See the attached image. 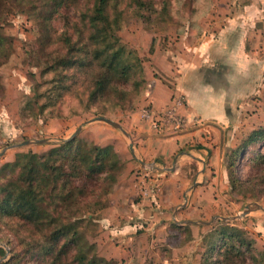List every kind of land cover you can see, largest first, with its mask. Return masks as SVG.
<instances>
[{"label": "rangeland", "instance_id": "374dc122", "mask_svg": "<svg viewBox=\"0 0 264 264\" xmlns=\"http://www.w3.org/2000/svg\"><path fill=\"white\" fill-rule=\"evenodd\" d=\"M142 1L145 4L137 0H120L119 4L123 17L118 35L141 59L145 76L142 94L135 106L118 109L106 116L120 123L125 134L103 121L88 122L98 116L91 111L34 122L21 119L19 107L25 97L33 94L35 83L51 77V74L41 73L35 60L39 37L44 31L41 26L44 11L37 12L34 0H0V32L10 39L5 47L8 58L0 65L3 85L0 152L4 150L0 154V165L12 161L20 150L47 152L81 126L75 137L89 145L111 147L124 164L123 171L102 195L87 197L90 205L84 207V218L78 223L77 230L93 248L91 253L111 260V264H200L204 262L209 233L218 227L219 220H225L245 229L254 240L251 251L245 255L246 264H253L251 255L260 258L264 253L258 237V233L262 234L258 230L264 229V211L254 209L246 215L241 214L247 204L257 202L264 207V184L256 187L258 199H243L232 194L227 163L230 150L241 147L253 130L264 126V82L256 83L258 92L242 98L241 103L226 104V123L201 120L198 123L204 130L192 137L189 134L190 138L181 135L198 124L178 130L164 128L160 133L165 142L171 137V145L162 147L168 153L176 145V150L166 157L147 156L144 159L134 147L132 136L137 120H144L139 111L146 105L152 106L148 93L154 80L159 79L175 90L177 85L180 86L176 80L178 74L173 72V77L166 74L170 70L167 66L179 73L181 67L177 59L187 58L186 52L190 51L185 46H191L196 36L210 29L214 2L211 0L209 5L208 1L196 4L194 0ZM84 3L85 0L77 6L63 5L51 20L53 30L61 33L68 25V30L72 31L69 24L77 18L79 21L78 12ZM201 74L205 80L212 77L207 72ZM208 83L214 85L211 81ZM216 84L224 85L225 82ZM175 96L184 97L178 92L172 98ZM239 103L243 105L240 109L236 108ZM78 110L83 109L79 107ZM210 110L218 111L216 106ZM179 111L184 114L180 108ZM150 132L154 130L151 128ZM39 139L47 142L17 145ZM201 146L205 149L199 150ZM255 152L264 153V146L248 144L237 158L236 172L240 178L248 177L250 159ZM198 158L202 160L198 161ZM203 165L208 173L204 176ZM172 221L189 227L185 231L177 230L171 226ZM3 233L16 243L7 230ZM0 246L8 249L0 258V264L8 259L7 264H41L27 255L11 259L10 246L1 240ZM261 264H264L263 259Z\"/></svg>", "mask_w": 264, "mask_h": 264}, {"label": "trees", "instance_id": "16d2710c", "mask_svg": "<svg viewBox=\"0 0 264 264\" xmlns=\"http://www.w3.org/2000/svg\"><path fill=\"white\" fill-rule=\"evenodd\" d=\"M82 1L34 0L37 12L44 11L36 65L43 75L51 77L35 83L33 94L20 105L24 121L90 111L109 116L118 109L134 107L142 94L145 76L141 59L118 35L123 17L120 0H85L78 12L79 21L77 18L69 24L72 31L68 25L61 33L53 30L51 20L61 7L77 6ZM9 42L0 32V65L8 58L5 47ZM2 91L0 82V94ZM257 143L264 146V126L253 130L241 147L228 154L230 192L243 199H258L256 187L264 184V153L252 156L248 177L242 179L236 172L244 147ZM123 167L111 147L89 145L77 137L44 153L20 150L12 161L1 164L0 240L10 246V258L27 255L41 264H111V260L91 253L93 248L81 237L77 225L84 218V207L90 205L87 197L102 195ZM218 223L209 233L204 262L246 264L245 255L254 240L245 229L225 220ZM171 226L180 231L189 227L173 221ZM5 255L6 248L0 246V258ZM251 257L253 264H261L264 253L259 256L262 259Z\"/></svg>", "mask_w": 264, "mask_h": 264}, {"label": "crops", "instance_id": "0c3cea01", "mask_svg": "<svg viewBox=\"0 0 264 264\" xmlns=\"http://www.w3.org/2000/svg\"><path fill=\"white\" fill-rule=\"evenodd\" d=\"M213 2L210 29H206L201 36H196L191 46L184 45L186 50L190 51L186 52L187 58L176 60L181 67L179 73L176 72L177 69L165 63L170 69L166 74L171 77L174 73L178 74L176 80H179L177 82L180 86L177 85L175 90L159 79L154 80L153 88L148 94L155 109H166L172 103V96L178 92L185 100L184 107H180L184 114H180L189 118L195 117L199 122L202 120L226 123L228 121L226 104L233 106L234 103H241L242 98L258 92L256 83L264 82V0H213ZM203 72L210 73L212 77L205 80L201 74ZM209 81L214 85H209ZM217 82L225 84L217 85ZM240 103L236 108H242L243 105ZM207 106L210 108L216 106L218 111L214 112ZM196 124L198 125L191 127L192 132L187 130L181 136L187 135V138H190L189 134L191 137L200 134L204 127ZM150 130L147 121L137 120L132 134L134 147L144 159L147 156L166 157L176 150L175 145L167 153L162 146L171 145L169 143L171 137L165 142L160 132ZM204 149L203 146L199 147V150ZM184 154L191 156L189 152ZM200 160L202 159L198 158V161ZM141 161L140 163H143ZM203 170V176L208 174L204 165ZM258 231L262 233L260 235L258 233V237L264 246V229Z\"/></svg>", "mask_w": 264, "mask_h": 264}, {"label": "built area", "instance_id": "2783aa9c", "mask_svg": "<svg viewBox=\"0 0 264 264\" xmlns=\"http://www.w3.org/2000/svg\"><path fill=\"white\" fill-rule=\"evenodd\" d=\"M183 102L182 96H175L167 109L158 110L151 105H146L140 109L139 114L156 132H162L164 128L183 129L191 123L199 122L195 117L189 118L180 114L179 108L183 106Z\"/></svg>", "mask_w": 264, "mask_h": 264}, {"label": "water", "instance_id": "95a60500", "mask_svg": "<svg viewBox=\"0 0 264 264\" xmlns=\"http://www.w3.org/2000/svg\"><path fill=\"white\" fill-rule=\"evenodd\" d=\"M91 121H103V122H106L108 124H110L111 126L115 127V128H118L120 130H122L125 134L126 131L123 130L122 126L120 125V123L106 117V116H95L93 117L92 119L88 120V122H91ZM81 130V126L78 127L76 129V131H74L68 138L66 139H63V140H69L71 138H74L76 136V134ZM43 143V142H47L46 139H39V140H26V141H23L21 143H18L17 145H24V144H29V143ZM15 145V146H17ZM129 148H130V151L133 152V148H132V144L129 145ZM4 152V150H2L0 152V154H2ZM254 209H262L264 211V207H262L259 203L257 202H254V203H251V204H247L245 205L243 211H242V214L241 215H246L248 214L249 212L253 211ZM221 219H230V217H221ZM6 251H8V249H6Z\"/></svg>", "mask_w": 264, "mask_h": 264}]
</instances>
